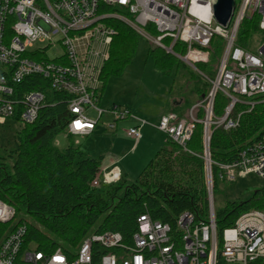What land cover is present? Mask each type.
I'll use <instances>...</instances> for the list:
<instances>
[{
    "label": "built area",
    "instance_id": "2783aa9c",
    "mask_svg": "<svg viewBox=\"0 0 264 264\" xmlns=\"http://www.w3.org/2000/svg\"><path fill=\"white\" fill-rule=\"evenodd\" d=\"M216 0H0V124L16 120L21 126L32 124L46 105L43 91L23 93L19 89L30 76L48 80L51 90L70 96L69 109L74 115L67 135L88 137L94 133L105 115L100 109L99 79L109 54L114 28L107 24L117 19L141 37L173 55L192 68L209 85V90L181 117L170 112L156 129L189 151L198 125L203 127L208 192V218L196 222L192 213H184L176 228L140 216L138 231L130 241L118 232L90 235L73 257L58 248L52 253L36 245L23 249L26 227L20 226L0 244V264H264V212L251 210L241 214L233 227L217 228L213 187V169L218 181L234 182L255 175L264 180V138L242 150L231 163H219L211 157L214 132L235 130L240 125L244 106L251 111L264 103V43L252 48L253 36L240 44L243 23L257 19L258 33H264V0H235L231 21L225 27L214 17ZM127 11L130 19L105 11L106 7ZM127 16V15H126ZM153 26L157 32L148 30ZM256 35V34H255ZM155 36V37H152ZM224 43L222 56L211 77L201 72L200 64H209L212 40ZM169 39L171 46L165 45ZM182 42L185 55L174 51ZM60 46L62 55L47 57L50 48ZM107 48L106 54L101 50ZM224 95L229 104L222 115L215 113L216 98ZM93 110L96 118L87 113ZM115 116L112 129L131 112L110 110ZM202 114V115H201ZM201 115V116H200ZM128 136L135 141L133 151L143 138L137 121ZM123 178L118 168L102 170L93 182L98 187L118 183ZM16 215L14 207L0 200V224L10 223Z\"/></svg>",
    "mask_w": 264,
    "mask_h": 264
},
{
    "label": "trees",
    "instance_id": "16d2710c",
    "mask_svg": "<svg viewBox=\"0 0 264 264\" xmlns=\"http://www.w3.org/2000/svg\"><path fill=\"white\" fill-rule=\"evenodd\" d=\"M105 11L128 16L127 11L117 7L108 6ZM107 24L116 34L101 69V94L108 78L121 76L133 62L141 38L120 20L111 19ZM148 30L157 35L153 26H148ZM258 30L256 18L246 20L240 31V44ZM171 44L169 39L165 40L166 46ZM153 46L149 56L160 73L169 75L176 64L180 66L178 62L187 67L165 50ZM223 47L221 39L212 40L210 62L198 65L201 72L208 67L215 71ZM173 49L179 55L187 52V46L182 42ZM194 78L197 82L191 92L200 100L210 85L200 77ZM19 89L23 93L45 92L46 105L32 124L20 126L16 148L5 156L0 155V200L16 210L10 223L0 224V244L20 226H25L23 249L36 245L39 250L52 253L61 248L75 257L92 234L118 232L130 241L138 231V219L143 215L173 228L184 213L194 214L196 222L207 220L209 203L205 162L201 158L204 152L202 125L196 127L193 139L187 145L190 152L168 138L166 146L156 153L134 183L128 184L122 178L112 185L101 182L94 187L93 182L102 171L103 158L88 157L74 142L64 150L54 146L56 137L67 133L74 118L69 109L70 96L51 90L49 81L37 75L28 77ZM228 104L229 100L219 94L215 113L222 115ZM194 105L186 100L172 106L168 113L183 117ZM238 111L244 113L237 129L230 132L218 129L212 136L211 157L216 162L231 163L242 150L264 138V103L251 111L239 106ZM217 172L214 168V190L219 182ZM251 210L264 212V188L255 190L247 200L228 201L224 209L217 211L219 237L225 229L235 225L241 214Z\"/></svg>",
    "mask_w": 264,
    "mask_h": 264
},
{
    "label": "rangeland",
    "instance_id": "374dc122",
    "mask_svg": "<svg viewBox=\"0 0 264 264\" xmlns=\"http://www.w3.org/2000/svg\"><path fill=\"white\" fill-rule=\"evenodd\" d=\"M125 17L130 19L129 16ZM263 43L264 33L253 36L254 50L259 49ZM153 45L141 37L136 56L124 73L119 77L108 78L103 94H101L103 85H100V109L106 113L94 133L88 137H69L67 133H62L54 140L55 147L64 150L74 142L88 157L103 158V170L120 169L128 184L138 179L150 160L166 146L167 136L156 127L174 100H187L192 104L198 102L197 96L191 90L197 82L194 76L200 77L199 74L188 66L184 67L180 62H178L180 66L176 64L169 75L160 73L154 66L153 58L149 56V50L154 47ZM101 50L104 54L108 52L107 48L101 47ZM62 53L63 49L57 46L48 49L47 57L52 60ZM204 73L214 76L210 67ZM116 108L120 112H131V116L119 120L117 128L112 129L111 125L115 123L116 118L110 110ZM87 115L91 119L96 118L93 110ZM138 120L146 122L147 125L143 127L142 143L134 154H130L135 141L128 136L130 127L124 126V123L128 121L137 123ZM20 126L21 123L16 120H9L5 125L0 124V155L5 156L16 148V136L21 130ZM260 188H264V180L255 175L234 182L219 181L214 190L215 209L222 210L228 201L238 198L247 200Z\"/></svg>",
    "mask_w": 264,
    "mask_h": 264
},
{
    "label": "water",
    "instance_id": "95a60500",
    "mask_svg": "<svg viewBox=\"0 0 264 264\" xmlns=\"http://www.w3.org/2000/svg\"><path fill=\"white\" fill-rule=\"evenodd\" d=\"M235 10V0H216L213 5V14L215 19L227 27L231 21Z\"/></svg>",
    "mask_w": 264,
    "mask_h": 264
},
{
    "label": "crops",
    "instance_id": "0c3cea01",
    "mask_svg": "<svg viewBox=\"0 0 264 264\" xmlns=\"http://www.w3.org/2000/svg\"><path fill=\"white\" fill-rule=\"evenodd\" d=\"M183 101H184V100H183ZM183 101H182V100H179V101L174 100L172 106H176V105H178V104H181ZM100 104H101V102H100ZM172 106H170V107L168 108L166 114L172 109ZM166 114H165V115H166ZM136 122H137V121H136ZM124 126H126V127H130V128H134V127L138 126V122H137V123H134L133 121H128V122L124 123ZM119 128H120V124H118V130H119ZM142 134H143V128H142ZM143 137H144V135H143ZM129 139H130V138H129ZM142 140H143V138H142ZM142 140H141V142L139 143V145L142 143ZM139 145L137 146V148L139 147ZM134 146H135V145H134ZM134 146H133V149H134ZM137 148H136V149H137ZM133 149L131 150L130 154H134V153H135L136 149H135V151H133ZM102 170H103V169H102ZM104 170H106V169H104ZM122 176H123V178H124L123 173H122Z\"/></svg>",
    "mask_w": 264,
    "mask_h": 264
}]
</instances>
